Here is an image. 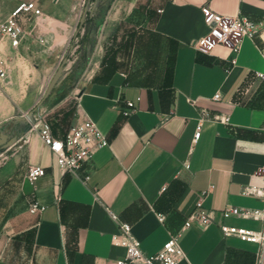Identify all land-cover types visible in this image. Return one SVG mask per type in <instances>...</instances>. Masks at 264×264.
<instances>
[{"label": "crops", "instance_id": "crops-1", "mask_svg": "<svg viewBox=\"0 0 264 264\" xmlns=\"http://www.w3.org/2000/svg\"><path fill=\"white\" fill-rule=\"evenodd\" d=\"M31 1L43 14L18 15L25 34L17 47L8 37L0 42L7 71L0 84L7 81L14 101L0 103V123L34 108L63 138L88 116L109 145L64 174L37 131L22 133L0 168V264H119L126 251L113 236L121 221L152 255L199 200L215 219L182 233L186 258L179 264H255L258 244L221 226H262L224 210L264 206L244 192L264 186L257 173L264 167V80L255 74L264 73V0H0V22ZM205 5L251 16L261 25L257 37L244 38L238 55L224 45L199 51L193 42L208 29ZM64 61L74 79L62 76L39 106ZM127 101L136 103L129 116ZM202 108L230 119L205 120L196 140ZM30 165L46 169L34 184L26 177ZM34 201L46 210L31 213Z\"/></svg>", "mask_w": 264, "mask_h": 264}, {"label": "built area", "instance_id": "built-area-1", "mask_svg": "<svg viewBox=\"0 0 264 264\" xmlns=\"http://www.w3.org/2000/svg\"><path fill=\"white\" fill-rule=\"evenodd\" d=\"M86 4L83 0L82 6ZM32 11L36 16L43 14L42 9L35 1L24 2L19 4L13 13L3 22H0V42L4 37H8L11 44L17 47L25 34V29L18 20V15L22 12ZM204 22L207 26V32L198 37L193 45L199 51L212 53L218 45H224L231 49L236 55L239 54L244 38L255 39L260 31L261 25L255 19L248 15H224L214 11L210 6L202 7ZM87 15L85 12L84 16ZM261 54L264 57V45L260 47ZM233 63L237 62V56L232 59ZM5 62L0 60V79L6 76ZM256 76L264 80V73L255 72ZM221 93L215 94L214 99L219 100ZM192 104L196 100L189 99ZM136 110L135 101H127V108L123 110L125 116L131 115ZM20 119L25 120L29 125L28 131H37L45 143L56 156L62 173H75L82 164L90 159L99 149L109 145V139L99 129L97 123L88 116L80 117L77 122L71 125L63 138L53 133L51 123L43 115H35L34 108L23 111L19 115ZM227 114H211L206 109H201V117L195 134V139H199L202 133V127L205 120L222 121L229 123ZM22 140L20 136L17 143L13 146L3 148L0 152V168L14 154L18 143ZM27 139L24 138V141ZM189 164L186 163V167ZM264 178V167L258 172ZM46 174V169L41 165H30L26 177L31 183ZM166 188V187H165ZM213 188L211 185L210 189ZM247 194L255 195L264 202V186H247L244 188ZM204 191L203 194H207ZM47 206L34 201L30 205V212L40 214L46 210ZM113 219L119 221L118 215L110 211ZM225 216H236L244 219H252L262 223L261 228L252 229L238 227L229 224L221 226L225 235L236 236L240 239L251 241L258 244L255 264H264V206L261 208L231 206L224 210ZM159 220L164 223L166 216L163 213L158 214ZM215 211L205 209L203 200L197 202L195 210L186 217L182 227L178 231H170L169 239L163 248L155 254H147L141 245V241L133 234L132 225L128 222H119L120 232L113 236L115 244L122 246L125 251V257L118 261L119 264H179L186 258V254L180 245V237L184 231L198 224L200 227H207L213 223Z\"/></svg>", "mask_w": 264, "mask_h": 264}, {"label": "rangeland", "instance_id": "rangeland-1", "mask_svg": "<svg viewBox=\"0 0 264 264\" xmlns=\"http://www.w3.org/2000/svg\"><path fill=\"white\" fill-rule=\"evenodd\" d=\"M65 60H67V58ZM67 62L68 61H64L62 63V64H65V73L63 74V76L67 74V79H69L70 77L74 79V74L72 72V69L69 68V66L67 65ZM5 101L7 102V105H9V107H11V105L14 103V101L12 100V96H11V90H10V87H8L7 81H3V86H1L0 84V103L3 104V102ZM0 124L3 125V128L1 129V131H4L10 135H19V137L22 135V133L29 130V125L25 124L24 121L20 120L19 117L9 119L7 121L3 120ZM2 150L3 148H0V152ZM8 167H4L3 170H7Z\"/></svg>", "mask_w": 264, "mask_h": 264}, {"label": "water", "instance_id": "water-1", "mask_svg": "<svg viewBox=\"0 0 264 264\" xmlns=\"http://www.w3.org/2000/svg\"><path fill=\"white\" fill-rule=\"evenodd\" d=\"M64 73H65V64H61L59 65L54 75L50 79L43 93V96L41 97L38 103L39 106H41L45 102V100L50 96L52 90L54 89V87L56 86V84L61 79ZM20 120L25 122V120L23 119H20ZM2 128H3V125L0 124V148H7V147H10L16 144L19 139V135H10L4 131H1Z\"/></svg>", "mask_w": 264, "mask_h": 264}]
</instances>
